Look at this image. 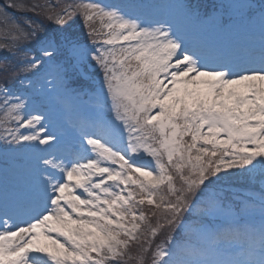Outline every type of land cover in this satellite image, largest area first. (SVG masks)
<instances>
[{
    "label": "snow or ice",
    "instance_id": "snow-or-ice-1",
    "mask_svg": "<svg viewBox=\"0 0 264 264\" xmlns=\"http://www.w3.org/2000/svg\"><path fill=\"white\" fill-rule=\"evenodd\" d=\"M160 7L0 0V143L35 154L0 194V264H264V0ZM257 19L258 44L202 32ZM85 64L90 110L56 130L46 100Z\"/></svg>",
    "mask_w": 264,
    "mask_h": 264
},
{
    "label": "rangeland",
    "instance_id": "rangeland-1",
    "mask_svg": "<svg viewBox=\"0 0 264 264\" xmlns=\"http://www.w3.org/2000/svg\"><path fill=\"white\" fill-rule=\"evenodd\" d=\"M176 2H179L178 0H176ZM157 9H160V7L159 8H157ZM161 10V9H160ZM169 10H170V8H169ZM157 13H158V16L159 15H161V13L162 12H158V11H156ZM30 14V16H31V13H29ZM171 16V13H170V15H169V17ZM33 19H36V17H33ZM72 95L71 94H68V95H64V97L62 98L63 100L62 101H64V102H71L72 101ZM53 100H54V98H52L51 96L50 97H48L47 98V100H46V103H47V106L48 107H52V106H55V104L53 103ZM76 104H74L68 111H66L65 113L66 114H68L69 112L71 113V112H73V111H75V112H78V110H79V108L80 109H84L85 110V112H88L90 109L88 108V109H86L85 108V106L86 107H88V104H87V102H84V101H82V100H77L76 102H75ZM56 107V106H55ZM53 108V107H52ZM61 108H64V105H61ZM81 110V111H82ZM61 112V111H60ZM0 157H1V153H0ZM3 159V158H2ZM259 184H260V181H259ZM257 220H258V217H257Z\"/></svg>",
    "mask_w": 264,
    "mask_h": 264
},
{
    "label": "trees",
    "instance_id": "trees-1",
    "mask_svg": "<svg viewBox=\"0 0 264 264\" xmlns=\"http://www.w3.org/2000/svg\"><path fill=\"white\" fill-rule=\"evenodd\" d=\"M235 179V178H234Z\"/></svg>",
    "mask_w": 264,
    "mask_h": 264
}]
</instances>
